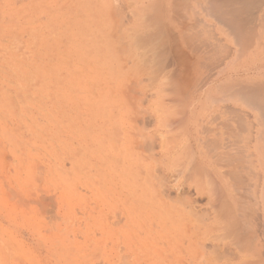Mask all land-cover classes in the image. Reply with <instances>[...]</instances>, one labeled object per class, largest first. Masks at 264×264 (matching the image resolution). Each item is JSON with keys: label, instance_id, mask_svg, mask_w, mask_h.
<instances>
[{"label": "rangeland", "instance_id": "374dc122", "mask_svg": "<svg viewBox=\"0 0 264 264\" xmlns=\"http://www.w3.org/2000/svg\"><path fill=\"white\" fill-rule=\"evenodd\" d=\"M214 4L0 0V264H264V0ZM236 113L243 136L259 116L256 194L221 155Z\"/></svg>", "mask_w": 264, "mask_h": 264}, {"label": "bare ground", "instance_id": "6f19581e", "mask_svg": "<svg viewBox=\"0 0 264 264\" xmlns=\"http://www.w3.org/2000/svg\"><path fill=\"white\" fill-rule=\"evenodd\" d=\"M211 1V0H210ZM213 1V4L215 3V4H218V6H219V4H220V6H221V0H212ZM225 2H227V1H229V0H224ZM213 5L214 7H213V9L214 10H217V9H219V7L217 6V5ZM216 6L218 7L217 9H216ZM221 7H224V5L222 4V6ZM213 10V11H214ZM223 10V9H222ZM222 10H220V11H222ZM212 13V12H211ZM234 14H237L236 12H233ZM215 14V13H214ZM213 15V14H212ZM223 15L224 16H230L229 15V13H228V11H227V9H224V12H223ZM220 16H222L221 14H220ZM220 16H218L217 17V19L220 17ZM222 18V17H221ZM219 20H221V19H219ZM242 20L244 21V22H246V21H248V19L247 18H244L243 19V17H242ZM242 20H238V22L239 23H237L236 22V20H234V18H232L228 23H229V25H228V28H230V31H231V29H236V31H237V28H239L240 30H241V28L244 26V22L242 21ZM226 22V21H225ZM234 22V23H233ZM227 23V24H228ZM223 25H225L224 23H222ZM233 31H235V30H232V32ZM234 32V34H235V36H239L240 34H238V35H236V33H238L239 31H237V32ZM231 32V33H232ZM240 33V32H239ZM188 60V59H187ZM185 63V62H184ZM189 65V64H188ZM216 65V64H215ZM190 66V65H189ZM187 73V72H186ZM188 74V73H187ZM240 93V92H239ZM239 96H242V94H240ZM250 97V96H249ZM255 97V96H254ZM257 98H259V96L257 95V97H256V99ZM249 99H251V98H249ZM255 99V98H254ZM261 100V99H260ZM250 100H247L245 103H248ZM263 101H264V99H263ZM257 102H260V101H258V99L257 100H255V102L254 101H252L250 104H252L253 105V108H254V106L256 107V109L257 108H263V110H264V107L263 106H261V104H258ZM248 103V104H249ZM261 103V102H260ZM247 105V104H246ZM251 105V106H252ZM260 105V106H259ZM260 111H262V109L260 110V109H258V112H260ZM261 113H263V114H261ZM260 114L262 115L261 117H263L264 116V112L262 111ZM226 114H228L227 112H226ZM242 114V113H241ZM241 114L240 113H236V114H234L233 115V117H232V120L231 119H229V118H226V115H225V117H221L222 118V120H221V122H222V127L220 126V128L221 129H219V130H221V135L219 136V141H220V143H222L223 145H224V143H225V141L226 140H228V141H230L231 143H236V144H239V152H240V154L238 155V157L236 156L235 158H231L230 156L231 155H229V151H228V153L227 152H225V154L227 155L226 157H230L231 158V160L228 158V160H227V158L225 157V155H224V152H222V154L221 155H223L224 157H222V158H225L226 160H223V161H225V166H227V169L228 168H230L232 171V173H230L229 172V174H231V175H228L229 177H231V178H241V176H243L241 179H244V177H246V183L243 181V183H245V185L244 184H242V182H241V186H244L245 188L247 187L248 188V186H250V183H252L253 182V180L256 182V184L254 185V190H252V191H254V194H256V192H257V189H258V186H259V172H257L256 171V169H258L259 170V116H257V114L255 115V116H252V118H249L248 119V116L250 117V114L246 117V119L249 121V125H247L246 126V130H247V132L245 133V135L243 136L241 133H240V131H238V127H241V125H242V122H244L245 120H243V118L242 117H244L243 116V114H242V116H241ZM183 115V114H182ZM229 115V114H228ZM196 116V115H195ZM202 117V116H201ZM257 117H258V119H257ZM184 119H185V117H183ZM190 118V117H189ZM214 119H216V117L214 118ZM252 119V120H251ZM264 119V118H263ZM173 120V119H172ZM213 120V119H212ZM231 120V121H230ZM243 120V121H242ZM174 121V120H173ZM175 121H177L176 119H175ZM220 121V120H219ZM264 121V120H263ZM216 122H218V120L216 121ZM195 124V123H194ZM193 124V125H194ZM213 124V123H212ZM163 125V124H162ZM171 124H169V126H170ZM175 125V124H174ZM219 125H220V123H219ZM257 126V127H254V126ZM168 127V126H167ZM172 127H174L173 125H172ZM195 128V127H194ZM202 128H203V126H202ZM204 129V128H203ZM196 130V129H195ZM209 130V129H208ZM211 130V129H210ZM209 130V131H210ZM208 131V132H209ZM138 134V133H137ZM141 134V133H140ZM143 134V133H142ZM198 134V133H197ZM196 134V131H195V134H193L192 135V137H193V141H194V144H195V146H198L199 147V150H195L196 152H197V155L195 156V157H193V155H187V159H186V162L185 163H183L184 165H189L188 166V168H187V170L189 169V167L190 166H192L193 164H194V166H193V169H192V171H191V173H193V174H195L196 176L198 175V173L199 174H203V170L200 168V167H198V164L197 163H199L200 165L201 164H207V162H209V158L208 157H206L205 156V152H203V151H201V148H202V143L200 142V139H199V135H197ZM213 134H215V133H213ZM139 135V134H138ZM146 135V134H145ZM143 136V135H142ZM148 136H149V134H148ZM151 136V135H150ZM155 136V135H154ZM205 136H206V134H205ZM135 137H137V136H135ZM134 137V138H135ZM133 138V137H132ZM134 138H133V140H134ZM146 138H147V135H146ZM212 139V138H211ZM142 140V139H141ZM204 140V139H203ZM135 141V140H134ZM133 141V142H134ZM137 141V140H136ZM204 142V141H203ZM206 142V141H205ZM143 143H146V142H143ZM201 143V144H200ZM211 143V142H210ZM140 144V143H139ZM204 144V143H203ZM221 145V144H220ZM222 145V146H223ZM146 146H147V144H146ZM140 147H142V146H140ZM143 148V147H142ZM189 148V147H188ZM192 148V147H191ZM224 148H225V146H224ZM153 149V148H152ZM190 149V148H189ZM137 150V149H136ZM145 150V149H144ZM149 150H150V148H149ZM223 149H221V151H222ZM216 151V150H215ZM227 151V150H226ZM231 152V151H230ZM238 152V153H239ZM157 153V152H156ZM176 153V152H175ZM184 153V152H183ZM182 153V154H183ZM237 153V152H236ZM155 154V153H154ZM187 154V153H186ZM208 154V153H207ZM210 154V153H209ZM158 155V154H157ZM214 155V154H213ZM215 155H217V154H215ZM219 155V154H218ZM217 155V156H218ZM221 155H219L218 157L220 158L221 157ZM237 155V154H236ZM183 156V155H182ZM208 156V155H207ZM156 157V156H155ZM159 157V156H158ZM210 157V156H209ZM216 157V156H215ZM150 159H154V157H153V154H152V156L151 157H149ZM157 158V157H156ZM162 158V157H161ZM217 158V157H216ZM158 159V158H157ZM218 159V158H217ZM167 160V159H166ZM197 160V161H196ZM221 161H222V159H220ZM179 161H180V159H179ZM179 161H178V163H179ZM215 161V160H214ZM246 161V165L245 164H243L244 162ZM193 162V164L192 165H190L191 163ZM213 162V161H212ZM217 163H219L220 161H216ZM216 163V164H217ZM223 163V162H222ZM173 164V163H172ZM171 164V165H172ZM183 164H182V167H183ZM160 165H162V164H160ZM176 165H177V163H176ZM215 165V164H214ZM180 166V165H179ZM178 166V167H179ZM220 166V165H219ZM224 166V165H223ZM174 167V166H173ZM172 167V168H173ZM181 167V168H182ZM181 168H179V171H180V169ZM174 169V168H173ZM190 169H191V167H190ZM212 169H214L215 170V168H212ZM152 169H150V171H151ZM179 171H176V172H178L179 173ZM228 171V170H227ZM226 171V172H227ZM233 171H235L236 173H233ZM172 172V171H171ZM189 172H190V170H189ZM212 172V171H211ZM239 172H241V176H239L238 175V173ZM137 173V172H136ZM155 173V172H154ZM215 173V172H214ZM223 173H224V171H223ZM156 174H158V172L156 173ZM170 174V173H169ZM172 174V173H171ZM175 174V173H174ZM181 178H183L182 176H184V175H186V169L185 168H182V170H181ZM219 174V173H218ZM240 174V173H239ZM140 175V174H139ZM150 175V174H149ZM155 175V174H154ZM178 175V174H177ZM195 176V177H196ZM216 176V175H215ZM219 176H220V174H219ZM217 177L218 178V181H221V180H223L225 177ZM225 176V175H224ZM153 177V176H152ZM169 177V176H168ZM186 177V176H185ZM207 178V177H206ZM211 178L212 179H214V176H211ZM239 178V179H240ZM251 178H252V180H251ZM184 179V178H183ZM186 179V178H185ZM199 179V178H198ZM119 180V179H118ZM193 180L194 181H197V178H193ZM156 181V180H155ZM250 181V182H249ZM178 182H180V180L178 181ZM206 183L208 182V181H205ZM211 182V181H210ZM183 183V182H182ZM184 183H186V182H184ZM183 183V184H184ZM219 183V182H218ZM223 183V185H224V187L226 188V191H227V194L229 195V196H232V195H234L235 193V196H236V198L239 200H241V198H242V200H243V194L246 192V190L245 191H242L243 189H241L240 187L241 186H239L238 188H236V187H234V186H232L230 183H229V181H227L226 179L222 182ZM176 184V183H175ZM187 184V183H186ZM215 184H216V181H215ZM249 184V185H248ZM254 184V183H253ZM177 185V184H176ZM219 185V184H218ZM248 185V186H247ZM183 186V185H182ZM181 186V187H182ZM189 186V185H188ZM158 187V186H157ZM175 187V186H174ZM180 187V188H181ZM218 190H219V187H217V185L215 186ZM155 188V187H154ZM173 188V187H172ZM179 188V187H178ZM177 188V189H178ZM184 188V187H183ZM250 188V187H249ZM161 189V188H160ZM220 191H219V193L222 191L223 192V194H224V191H223V189L221 188V186H220ZM212 190H214V192H215V189H212ZM180 191V190H179ZM217 191V190H216ZM259 191V190H258ZM162 192V191H161ZM222 192L220 193V195L222 194ZM247 192H248V189H247ZM186 193V192H185ZM207 193H208V191H207ZM218 195H219V193L218 192H216ZM258 193V192H257ZM179 194V193H178ZM181 194V193H180ZM216 194V195H217ZM248 194V193H247ZM186 195H187V193H186ZM185 195V196H186ZM174 196H175V193H174ZM182 196H184V195H182ZM211 196H212V194H211ZM214 196H215V194H214ZM213 196V197H214ZM234 196V197H235ZM252 196V195H251ZM257 196V195H256ZM166 197H168V196H166ZM217 197V196H216ZM255 197V196H254ZM178 198V197H177ZM181 198V197H180ZM183 198V197H182ZM224 197H221V199H223ZM217 199H219V198H217ZM174 200V199H173ZM172 200V201H173ZM185 200H186V198H185ZM215 200H216V198H215ZM231 200V199H230ZM175 201H177V200H175ZM179 201V200H178ZM210 201V200H209ZM222 201V200H221ZM244 201V200H243ZM225 202V201H224ZM180 203V202H179ZM210 203V202H209ZM219 203V202H218ZM257 203V202H256ZM171 204V203H170ZM181 204V203H180ZM196 204V203H195ZM220 204V203H219ZM218 204V205H219ZM215 205V204H214ZM217 205V204H216ZM221 205V204H220ZM220 205H219V207H220ZM179 206V205H178ZM181 206H182V204H181ZM183 206H185L184 204H183ZM189 206V205H188ZM158 207V206H157ZM222 207V206H221ZM220 207V208H221ZM222 208H224V207H222ZM159 209V208H158ZM186 209H188V208H185V210ZM236 210H237V208H235ZM241 208L239 207V209L238 210H240ZM222 210V209H221ZM234 211V213H235V217L238 215V211ZM242 210V209H241ZM240 210V211H241ZM244 210V209H243ZM188 211V210H187ZM200 211H202V210H200ZM221 212V211H220ZM198 214H199V212H197ZM197 213L196 214H194V215H197ZM229 213V212H228ZM233 213V214H234ZM245 212H243V215H246V213L244 214ZM232 213H231V215H233ZM242 214V213H241ZM240 214V215H241ZM251 214V213H250ZM249 214V215H250ZM172 215H174L173 213L171 214V216ZM230 215V214H229ZM228 215V219L230 218V216ZM240 215H238V217L239 218H241V216ZM217 216V215H216ZM220 216V215H219ZM257 216V215H256ZM196 217V216H195ZM198 217V216H197ZM202 217V216H201ZM218 217V216H217ZM216 217V218H217ZM243 217V216H242ZM245 217H247V215L245 216ZM252 217V216H251ZM164 218V217H163ZM215 218V219H216ZM248 218V217H247ZM197 219H199V218H197ZM208 219V218H207ZM255 219V218H254ZM235 220V219H234ZM249 220H250V218H249ZM256 220V219H255ZM259 220V219H258ZM213 221H215V220H213ZM223 221H226V220H223ZM229 221V220H228ZM236 222H238L239 221V219H238V221L237 220H235ZM235 221H234V223H235ZM257 221V220H256ZM201 221H199V223H200ZM255 222V221H254ZM259 222V221H258ZM213 223H216V222H213ZM228 223V222H227ZM226 223V224H227ZM243 223V222H242ZM158 224V223H157ZM218 224H216V226H217ZM220 225V224H219ZM218 225V227L220 228V226ZM231 225V224H230ZM239 225V222H238V224H237V226ZM252 225V224H251ZM255 225V224H254ZM188 226V225H187ZM191 226V225H190ZM212 226H215L214 224L212 225ZM215 226V227H216ZM222 226H223V224H222ZM221 226V227H222ZM233 226V225H232ZM245 226V225H244ZM248 225H246V227H247ZM256 226H257V224H256ZM217 227V228H218ZM224 227V226H223ZM234 227V226H233ZM235 227H236V225H235ZM258 227V226H257ZM257 227H251V228H254V230H256L257 229ZM187 228H189V227H187ZM201 228V227H200ZM239 228V227H238ZM192 229V228H191ZM199 229V228H198ZM224 229H226L225 227L222 229V230H224ZM242 229H243V227H242ZM226 230H228V229H226ZM235 230V229H234ZM239 230V229H238ZM250 231H251V229H250ZM252 231H253V229H252ZM242 233V232H241ZM236 234H237V232H236ZM258 234V233H257ZM134 235V234H133ZM215 235V234H214ZM217 235V234H216ZM221 235V234H220ZM226 235V234H225ZM237 235H239V234H237ZM217 236H219V235H217ZM227 237H229L228 235H226ZM226 236H224L223 238L225 239V237ZM231 236V235H230ZM258 236V235H257ZM194 238V237H193ZM192 238V239H193ZM217 238V237H216ZM159 239V238H158ZM224 239H222V240H224ZM137 240V239H136ZM220 240V239H219ZM221 241V240H220ZM256 241V240H255ZM185 243V242H184ZM245 243V242H244ZM255 243V242H254ZM226 244V243H225ZM247 244V243H246ZM197 245H199V244H197ZM249 246H251L250 244H248ZM241 246H245L244 247V249L246 248V247H248V246H246V245H242L241 244ZM253 247H254V244L252 245ZM243 247H241V248H243ZM256 247H258L257 249H256ZM224 248H226V246L224 247ZM240 248V249H241ZM249 248V247H248ZM229 249V248H228ZM228 249H226V251L228 250ZM244 249L242 250L241 249V251H244ZM252 249V248H251ZM254 250L253 251H251L252 253L253 252H255V253H258V255H259V251L258 252H256L258 249H259V243L258 244H256L255 245V247L253 248ZM198 250V249H197ZM225 251V250H224ZM225 251V252H226ZM222 252V251H221ZM198 253V252H197ZM222 253H224V252H222ZM200 254V253H199ZM201 255V254H200ZM251 257H252V255H250ZM242 257V256H241ZM240 258V257H239ZM248 258V257H247ZM199 258H197V260H198ZM242 260V259H241ZM244 262H245V260H243ZM247 262V261H246ZM249 262H251L250 260H249ZM204 263H207V262H204ZM254 263V262H253ZM231 264V263H230ZM240 264H243V262L242 263H240ZM246 264H249L248 262L246 263ZM251 264V263H250ZM257 264H259V263H257Z\"/></svg>", "mask_w": 264, "mask_h": 264}]
</instances>
